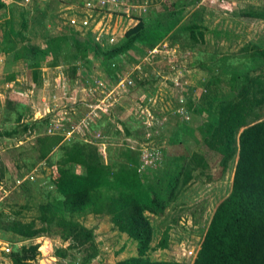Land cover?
<instances>
[{"label": "rangeland", "instance_id": "374dc122", "mask_svg": "<svg viewBox=\"0 0 264 264\" xmlns=\"http://www.w3.org/2000/svg\"><path fill=\"white\" fill-rule=\"evenodd\" d=\"M119 1L110 8L99 6L97 0H8L6 13H0V133L17 126V111L24 116L20 129L42 121L32 132L0 136V211L6 222L39 217L38 204L53 189L52 169L39 158V136L60 134L67 144L88 142L105 164L120 159L121 150L130 145L139 150L145 185L168 205L162 217L153 219L152 242L157 245L167 227L171 240L166 249L155 248L153 258L192 264L217 206L231 192L235 162L223 178L196 177L169 200L170 176L183 164L185 147L177 138L192 121L190 100L200 99L212 75L192 67L190 58L237 51L247 44L264 46V21L241 14L248 6H264V0ZM198 10L204 14L205 43L192 52L186 46L188 32L182 27ZM86 12L92 15L91 27L83 25ZM136 16L147 23L168 17L175 28L155 48L138 41L134 49L108 60L93 52L87 59L73 60L71 44L63 43L53 54L59 64H53V56L43 60L37 80L24 60L3 52L8 38L19 46L24 43L21 36L8 35L12 26L23 29L24 19L26 42L44 47L48 39L74 31L107 50L124 41L127 29L137 23ZM98 27L114 33L117 41L111 43L106 37L97 41ZM201 50L208 55L200 54ZM211 71L223 79L226 92L227 69L221 65ZM192 145L196 147L194 140ZM80 221L95 232L98 253L92 260L84 262L88 252L73 237L41 233L25 239L0 229V264H13L8 256L15 245H39V254L28 264H115L137 254L136 245L119 233L108 216L90 214ZM37 225L43 224L38 220Z\"/></svg>", "mask_w": 264, "mask_h": 264}, {"label": "trees", "instance_id": "16d2710c", "mask_svg": "<svg viewBox=\"0 0 264 264\" xmlns=\"http://www.w3.org/2000/svg\"><path fill=\"white\" fill-rule=\"evenodd\" d=\"M7 2L0 0V13H6ZM241 14L264 21V6H248ZM136 18L138 22L127 29L124 41L107 50L90 37L74 31L48 39L44 47L26 42L24 19L23 29L16 30L12 26L8 33L21 36L24 43L19 46L15 39L8 38L3 52H13L15 60H24L37 80L42 61L60 51L63 43L71 44L73 60L87 59L92 52L108 60L134 49L138 41L155 48L175 28V22L168 17L149 23L141 16ZM182 28L188 32L186 46L192 52L205 43L201 10L196 11L191 22ZM200 54L208 55L203 50ZM209 56L190 58L192 67L212 75L201 89L200 99L190 100L192 121L186 125V130L181 129L180 138H177L185 147L183 164L179 172L170 176L169 200H174L180 188L196 177L207 176L209 181L223 178L235 162L231 192L217 206L192 264H264V46L247 44L237 51ZM59 62V57L53 58L54 65ZM221 65L229 73L226 92L223 79L211 71ZM17 113V126L5 129L0 136L14 137L18 133L32 132L42 122L36 120L20 129L24 116ZM64 140L60 134L38 138L39 158L52 169L53 189L38 204L40 215L37 219L43 225L39 227L37 219L23 221L19 218L6 222L0 211V229L25 239L41 233L57 234L64 239L73 237L76 245L88 252L86 262L97 255L98 248L94 230L80 219L90 214L108 216L119 233L137 249V254L119 259L115 264H189L152 256L156 249H166L171 240V228L167 227L159 243L153 245L152 242L153 219L162 217L168 205L155 189L145 185L138 149L128 145L121 150L120 159L105 164L92 144L85 141L67 144ZM193 140L196 147L192 145ZM58 151L59 158L52 161ZM38 247L37 244L15 245L8 257L13 264H28L39 254ZM125 248L124 245L122 249Z\"/></svg>", "mask_w": 264, "mask_h": 264}, {"label": "built area", "instance_id": "2783aa9c", "mask_svg": "<svg viewBox=\"0 0 264 264\" xmlns=\"http://www.w3.org/2000/svg\"><path fill=\"white\" fill-rule=\"evenodd\" d=\"M99 1V6H108L110 8H113L114 5H118L120 3L119 0H97ZM119 1V2H118ZM118 2V4H117ZM93 11V10H92ZM89 15V17H87ZM90 18H92V15L90 13L87 14L84 17L83 21V25L84 26H88L91 27L94 23L91 22ZM137 19V18H136ZM81 21V23H82ZM138 22V19H137ZM121 36V35H120ZM94 37L96 38L97 41L102 42V40L106 37V39H110L111 43H114L117 41V37H114V33H109V31H105V29H101L100 27H98L95 31V35ZM8 250V249H7ZM185 257L188 255H184Z\"/></svg>", "mask_w": 264, "mask_h": 264}]
</instances>
